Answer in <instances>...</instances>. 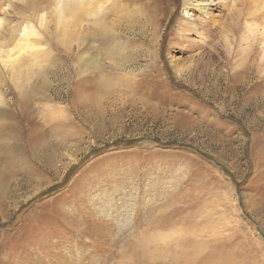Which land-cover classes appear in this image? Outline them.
I'll return each instance as SVG.
<instances>
[{"label":"rangeland","instance_id":"1","mask_svg":"<svg viewBox=\"0 0 264 264\" xmlns=\"http://www.w3.org/2000/svg\"><path fill=\"white\" fill-rule=\"evenodd\" d=\"M185 1L79 10L65 45L52 15L0 69V264H264V0H190L203 41Z\"/></svg>","mask_w":264,"mask_h":264},{"label":"bare ground","instance_id":"2","mask_svg":"<svg viewBox=\"0 0 264 264\" xmlns=\"http://www.w3.org/2000/svg\"><path fill=\"white\" fill-rule=\"evenodd\" d=\"M108 1L109 0H50L47 2V0H0L1 71L5 73L8 72L9 79L15 84V86L18 88L21 87L22 79L25 78V75H31L32 63L30 64L27 61L36 59V56L42 52L43 49H47L45 45L50 47V44L43 39V33L46 31L43 29L46 28V26L51 21V18H53L52 15L54 16V21L57 27H61L65 24L61 32L59 33L58 31L59 34L62 33L60 39L65 45L69 39L72 40L74 35L72 34L71 37L68 34L64 35V33L68 32L69 30V28L65 27L67 26L69 19L73 15L78 14L79 10L85 13V16L95 13L98 9H100L101 6L107 4ZM239 1L240 0H209L208 7L217 3L218 5L226 6L227 8L228 5L232 6L234 2L238 3ZM69 2H72L75 5V8L72 10L70 9L71 7H69ZM185 2V9L190 7L192 12L195 13H191V15L188 16L187 12H185L182 17L183 21L180 24L186 29L188 28L190 33L196 31V33L199 34L200 39L203 41L205 35L203 31L205 21L208 18L213 23H215V17L213 14H211V11L208 12L207 10H202V8L198 10V4H192L190 0H186ZM14 8L16 10H20V8L21 10H24L22 11L23 16L21 17H25L24 15L26 12H28L30 16V18H25L24 20L21 18L18 19L21 23V26L18 29L15 27L17 30H12L14 26L11 27V29L9 28V23H12L9 15ZM257 15H259V17H256V15L253 13L251 16V21L247 23L245 22L246 25L242 29L244 34L249 35V33L251 34L252 31H254V35L258 34L259 29H257V27L259 25L257 21H259L258 18H260L261 14ZM77 20H80V18ZM68 25L70 26L69 22ZM263 41L264 38H261L260 42ZM227 44L230 47L231 42L227 41ZM262 50L264 51V43ZM0 101H2L1 95ZM126 205L129 206L130 204L127 202ZM104 213L107 214L108 211L105 210ZM105 216L108 217V215ZM123 221L124 219H120L119 223H122Z\"/></svg>","mask_w":264,"mask_h":264}]
</instances>
